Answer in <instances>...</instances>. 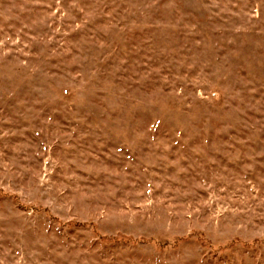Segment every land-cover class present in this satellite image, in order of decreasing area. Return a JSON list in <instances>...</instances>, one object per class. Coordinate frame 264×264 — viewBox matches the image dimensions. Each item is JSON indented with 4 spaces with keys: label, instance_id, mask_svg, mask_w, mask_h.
<instances>
[{
    "label": "rangeland",
    "instance_id": "1",
    "mask_svg": "<svg viewBox=\"0 0 264 264\" xmlns=\"http://www.w3.org/2000/svg\"><path fill=\"white\" fill-rule=\"evenodd\" d=\"M0 264H264V0H0Z\"/></svg>",
    "mask_w": 264,
    "mask_h": 264
}]
</instances>
